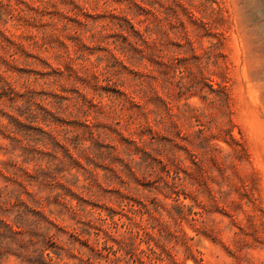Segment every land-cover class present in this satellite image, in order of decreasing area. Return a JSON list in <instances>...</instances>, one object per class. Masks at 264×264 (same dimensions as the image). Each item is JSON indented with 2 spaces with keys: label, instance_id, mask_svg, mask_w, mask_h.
<instances>
[{
  "label": "rangeland",
  "instance_id": "1",
  "mask_svg": "<svg viewBox=\"0 0 264 264\" xmlns=\"http://www.w3.org/2000/svg\"><path fill=\"white\" fill-rule=\"evenodd\" d=\"M0 264H264V0H0Z\"/></svg>",
  "mask_w": 264,
  "mask_h": 264
}]
</instances>
